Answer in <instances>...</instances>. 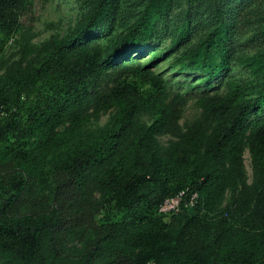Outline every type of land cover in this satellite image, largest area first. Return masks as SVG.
Masks as SVG:
<instances>
[{
    "label": "trees",
    "instance_id": "1",
    "mask_svg": "<svg viewBox=\"0 0 264 264\" xmlns=\"http://www.w3.org/2000/svg\"><path fill=\"white\" fill-rule=\"evenodd\" d=\"M240 1L254 2L143 0L126 22L121 0H86L84 23L3 63L0 264H264V48L238 52ZM34 3L0 0V58ZM166 52L223 87L196 97L187 125V90L154 71ZM183 191L178 214L159 212Z\"/></svg>",
    "mask_w": 264,
    "mask_h": 264
},
{
    "label": "rangeland",
    "instance_id": "2",
    "mask_svg": "<svg viewBox=\"0 0 264 264\" xmlns=\"http://www.w3.org/2000/svg\"><path fill=\"white\" fill-rule=\"evenodd\" d=\"M251 1L254 2L243 8H239V5L244 4L242 1L233 4V9L238 15L234 41L238 52L246 55H251L264 48V32L261 30L264 28V0H248V3ZM142 2L143 0H121V14L125 17L126 22L138 14L142 8ZM33 9V22L25 30V34L17 36L0 58V73L4 71L2 66L4 62L16 61L23 57L22 45L24 43L28 41L31 46L39 47L50 39L62 38L78 24L84 23L90 11L86 0H35ZM125 21L118 20L115 26L116 34L123 33ZM149 46H146L142 53L135 54L136 57H143V64L148 62L152 51H167L169 41L159 42L152 46L151 50H147ZM173 54L166 52V55L154 67V71L168 78L175 89L181 92L187 90L189 98L180 120L182 125H187L200 115V109L196 106V97L205 92H215L223 87L219 83L220 79L213 81L212 88H209L200 82V74L189 75L179 72L178 66H174ZM230 75L243 81L251 79L249 72L242 66L233 67ZM191 85H195V87L191 89ZM109 119L110 114H105L99 121H93L90 127L103 126L108 123ZM170 139L171 137L168 135L162 136L160 142L166 146ZM244 158L247 175L251 182L253 171L248 150H246Z\"/></svg>",
    "mask_w": 264,
    "mask_h": 264
},
{
    "label": "built area",
    "instance_id": "3",
    "mask_svg": "<svg viewBox=\"0 0 264 264\" xmlns=\"http://www.w3.org/2000/svg\"><path fill=\"white\" fill-rule=\"evenodd\" d=\"M186 192L183 191L179 195L166 199L160 206L159 212L161 214L176 215L180 212L183 199ZM197 200V194H193L189 200L188 206L193 207Z\"/></svg>",
    "mask_w": 264,
    "mask_h": 264
}]
</instances>
